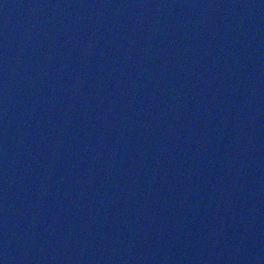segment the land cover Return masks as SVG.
Here are the masks:
<instances>
[{"label": "water", "instance_id": "1", "mask_svg": "<svg viewBox=\"0 0 264 264\" xmlns=\"http://www.w3.org/2000/svg\"><path fill=\"white\" fill-rule=\"evenodd\" d=\"M2 264H264V0H0Z\"/></svg>", "mask_w": 264, "mask_h": 264}, {"label": "snow or ice", "instance_id": "2", "mask_svg": "<svg viewBox=\"0 0 264 264\" xmlns=\"http://www.w3.org/2000/svg\"><path fill=\"white\" fill-rule=\"evenodd\" d=\"M0 264H2V262H0Z\"/></svg>", "mask_w": 264, "mask_h": 264}]
</instances>
